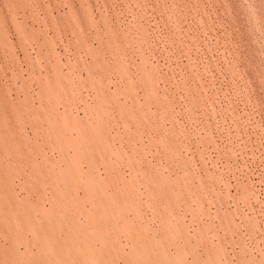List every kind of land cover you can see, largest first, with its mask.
<instances>
[{
	"label": "rangeland",
	"instance_id": "374dc122",
	"mask_svg": "<svg viewBox=\"0 0 264 264\" xmlns=\"http://www.w3.org/2000/svg\"><path fill=\"white\" fill-rule=\"evenodd\" d=\"M84 143L118 163L150 225L264 264V0H0L8 261L32 263L35 208H70L51 179Z\"/></svg>",
	"mask_w": 264,
	"mask_h": 264
},
{
	"label": "bare ground",
	"instance_id": "6f19581e",
	"mask_svg": "<svg viewBox=\"0 0 264 264\" xmlns=\"http://www.w3.org/2000/svg\"><path fill=\"white\" fill-rule=\"evenodd\" d=\"M87 140L90 141L89 136ZM68 143L76 146L73 139ZM84 144L86 154L75 152L73 156H64L61 160L64 166L51 179L57 195L74 197L70 208L63 211L35 208L31 224L44 234L35 235L24 247L32 263L8 261L11 255L1 248L5 244L0 241L3 264H229L223 262L221 246L216 248L213 242L203 240L200 247L191 246L187 231L179 224L161 218L156 227L150 225L138 189L119 172L118 163L107 158L99 161L88 143ZM81 201H88L91 208L86 204L80 207ZM158 213L155 210V215ZM36 223L46 226L39 230ZM122 236L126 237V243ZM72 239L95 261L71 250L67 243ZM32 243L38 247L36 252H32Z\"/></svg>",
	"mask_w": 264,
	"mask_h": 264
}]
</instances>
